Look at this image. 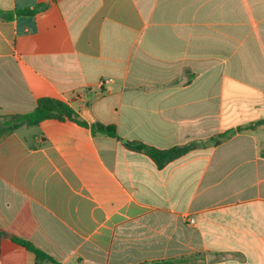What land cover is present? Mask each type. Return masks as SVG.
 Listing matches in <instances>:
<instances>
[{
	"label": "crops",
	"instance_id": "0c3cea01",
	"mask_svg": "<svg viewBox=\"0 0 264 264\" xmlns=\"http://www.w3.org/2000/svg\"><path fill=\"white\" fill-rule=\"evenodd\" d=\"M41 98L161 151L264 121V0H0V115ZM36 127L0 139L9 236L61 264H264V124L162 169L74 122ZM36 263L3 241L0 264Z\"/></svg>",
	"mask_w": 264,
	"mask_h": 264
},
{
	"label": "trees",
	"instance_id": "16d2710c",
	"mask_svg": "<svg viewBox=\"0 0 264 264\" xmlns=\"http://www.w3.org/2000/svg\"><path fill=\"white\" fill-rule=\"evenodd\" d=\"M45 5H39L34 9H29L19 12L21 15H34L41 10L45 9ZM47 120H58V121H71L77 125L88 128L92 131L93 135H105L120 140L124 146L133 152L141 153L149 156L157 165L159 169L164 168L167 164L181 158L188 154L193 149L199 146H219L224 141L232 137L236 132H242L247 129H254L264 124V121H260L251 124L247 127H239L236 131L231 130L226 133L219 134L205 143H191L189 145L174 147L169 150L161 151L154 147L147 146L139 142H130L120 138L115 125H104L101 123H94L89 125L84 121L75 110L65 101L53 98H41L37 102V106L34 111L26 114H13V115H0V139L8 134L22 127H36L42 122ZM11 239L17 244L24 247L26 250L32 252L36 256L37 263L42 264L44 262L50 264H61L55 259L45 254L41 250L37 249L30 242L21 240L17 237H12L0 230V257L2 252V243L5 239ZM158 264H173L171 262L158 263Z\"/></svg>",
	"mask_w": 264,
	"mask_h": 264
},
{
	"label": "rangeland",
	"instance_id": "374dc122",
	"mask_svg": "<svg viewBox=\"0 0 264 264\" xmlns=\"http://www.w3.org/2000/svg\"><path fill=\"white\" fill-rule=\"evenodd\" d=\"M38 128L37 127H32V128H27L26 130H22L21 133H23V135L25 137H27L28 139H32V135L34 133H37Z\"/></svg>",
	"mask_w": 264,
	"mask_h": 264
},
{
	"label": "built area",
	"instance_id": "2783aa9c",
	"mask_svg": "<svg viewBox=\"0 0 264 264\" xmlns=\"http://www.w3.org/2000/svg\"><path fill=\"white\" fill-rule=\"evenodd\" d=\"M112 83H113V79H111V78H107V79H104V80L100 81L98 87H99L100 89H102V88H104V87H106V86H108V85H111ZM193 222H194V221L191 220V223H193Z\"/></svg>",
	"mask_w": 264,
	"mask_h": 264
}]
</instances>
